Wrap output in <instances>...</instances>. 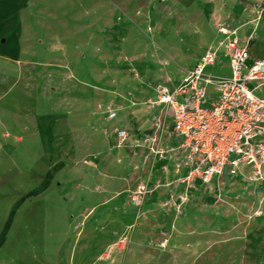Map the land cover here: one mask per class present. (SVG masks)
I'll return each mask as SVG.
<instances>
[{"label": "rangeland", "instance_id": "obj_1", "mask_svg": "<svg viewBox=\"0 0 264 264\" xmlns=\"http://www.w3.org/2000/svg\"><path fill=\"white\" fill-rule=\"evenodd\" d=\"M24 6L23 52L0 54V264H264V177L173 178L186 167L172 112L148 103L222 29L264 54V0ZM205 74L231 75L223 49ZM141 183L159 198L135 205Z\"/></svg>", "mask_w": 264, "mask_h": 264}, {"label": "built area", "instance_id": "obj_2", "mask_svg": "<svg viewBox=\"0 0 264 264\" xmlns=\"http://www.w3.org/2000/svg\"><path fill=\"white\" fill-rule=\"evenodd\" d=\"M222 32L225 40L219 47L206 50L173 88L158 82L155 98L148 100L151 107L171 110L173 132L180 137L175 150L183 155L184 180L191 186L200 181L207 187L215 176L224 177L227 168L230 175L252 181L264 177V96L255 93L264 84V56L248 62L249 40ZM220 49L229 59L231 75L213 78L205 68L215 64ZM116 134L121 141L128 136L124 128ZM158 152L163 156L166 150ZM148 192L147 184H139L131 195L134 204H143Z\"/></svg>", "mask_w": 264, "mask_h": 264}, {"label": "crops", "instance_id": "obj_3", "mask_svg": "<svg viewBox=\"0 0 264 264\" xmlns=\"http://www.w3.org/2000/svg\"><path fill=\"white\" fill-rule=\"evenodd\" d=\"M25 1L26 0H0V54L10 55L14 58H17L18 55L23 52L24 44L22 42V38L27 33L25 28L26 27L25 14L23 13L25 9L24 6ZM241 38L244 39L243 37ZM255 42L256 41L254 42L252 41L251 43H249V49L251 47V44ZM260 43H264L263 37L260 39ZM263 56L264 54L260 56H254L250 52V57L248 58V62H252L253 60L257 58H261ZM263 86L264 84L261 87ZM260 88L256 89L255 93ZM257 95L264 96V92L258 93ZM169 120H170V130H171L172 140L174 143L178 144L180 141V137L174 134L172 119L170 118ZM186 172L187 169L182 171V175H180V173L179 175L174 173L173 178L176 177L178 179L179 176L185 175ZM221 177L222 176H215L213 181L215 180V178L219 179ZM242 179L244 180L243 177L240 180ZM195 185L204 186L200 181H197ZM158 198H159L158 190L152 189V191L146 195L144 204L148 203L152 199L157 200Z\"/></svg>", "mask_w": 264, "mask_h": 264}]
</instances>
